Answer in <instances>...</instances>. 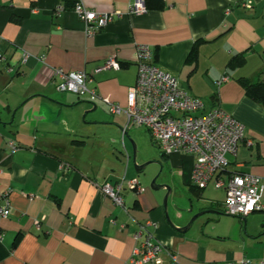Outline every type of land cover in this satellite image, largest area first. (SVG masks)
<instances>
[{"label": "crops", "instance_id": "1", "mask_svg": "<svg viewBox=\"0 0 264 264\" xmlns=\"http://www.w3.org/2000/svg\"><path fill=\"white\" fill-rule=\"evenodd\" d=\"M77 1L122 16L87 37L73 10ZM135 2L144 12H127ZM137 44L148 45L151 60L206 108L219 105L242 122L243 137L218 176L259 177L264 203V108L239 80H256L264 69V0H0V196L6 192L10 206L0 217V264H132L133 233L146 222L181 264L264 260V209L245 217L223 213L224 189L213 180L195 186L190 156L160 152L153 168L135 170L144 164L137 128L125 135L135 146L134 163L133 147L122 140L126 117L110 114L107 104L126 106ZM110 55L119 68L94 72ZM54 69L86 71L99 98L56 91ZM154 177L169 186L175 226L205 209L218 213L177 232L162 207L167 189L150 187ZM122 178L138 183L122 189L123 207L99 190Z\"/></svg>", "mask_w": 264, "mask_h": 264}, {"label": "built area", "instance_id": "2", "mask_svg": "<svg viewBox=\"0 0 264 264\" xmlns=\"http://www.w3.org/2000/svg\"><path fill=\"white\" fill-rule=\"evenodd\" d=\"M243 5L250 7L251 2ZM60 6L57 7V10ZM73 10L83 23L87 37L122 16L119 10L98 12L86 8L80 1L74 3ZM145 8L137 2L129 5L128 13H141ZM28 54L21 52L22 63ZM3 56L0 52V60ZM135 64L137 67L134 85L128 88L126 106L108 103V112L112 115L123 114L126 117L124 131L133 128H145L153 143L163 154H185L192 158L191 181L205 188L213 180L216 188H223L225 198L223 213L230 216L245 217L264 209L262 201L263 185L259 177L249 173L230 174L225 180L218 176L224 170L226 154L234 153L238 142L243 137V124L219 105L206 108L204 101L191 95L184 89L178 78L158 66L151 60L148 45H136ZM115 55L107 57L94 72L118 69ZM54 88L58 92H70L84 97L90 102L99 98L95 87H90L91 75L84 70L66 72L53 70ZM222 76L220 81L226 80ZM12 145V144H10ZM124 187L136 190V179L118 180L113 185L104 183L99 190L115 204L123 207L121 191ZM0 217H7L10 211L7 193L0 196ZM38 222H36V225ZM149 222L140 224L133 233L138 242L133 250L132 264H162L164 257L167 264H181L170 248L157 242L147 229ZM226 264H264V260L254 261L245 257L226 262Z\"/></svg>", "mask_w": 264, "mask_h": 264}, {"label": "rangeland", "instance_id": "3", "mask_svg": "<svg viewBox=\"0 0 264 264\" xmlns=\"http://www.w3.org/2000/svg\"><path fill=\"white\" fill-rule=\"evenodd\" d=\"M136 132L135 144L137 146V157L141 156L144 160L143 163H148L146 168H153L155 163L154 161H156L155 159L160 158V152L156 145L153 143L150 133L145 128H137ZM103 133H105V131H103ZM125 141L128 145H130V147H133V145L130 144L129 138L127 136H125Z\"/></svg>", "mask_w": 264, "mask_h": 264}, {"label": "water", "instance_id": "4", "mask_svg": "<svg viewBox=\"0 0 264 264\" xmlns=\"http://www.w3.org/2000/svg\"><path fill=\"white\" fill-rule=\"evenodd\" d=\"M128 130L127 131H124L123 134H122V140L124 138V136L127 134ZM135 156H136V153H135V146H133V154H132V160L133 162L135 163ZM148 163H144V164H141V165H137V164H134V167H135V170L137 172H140L141 170H143V168L147 165ZM150 187L153 189V190H156L158 188H162V187H165L167 189V192L163 198V201H162V207L164 209V213H165V217H166V220L167 222L177 231V232H181V233H184L186 232L192 225V223L194 222V220L198 217H200L202 214H205V213H218L217 211L215 210H210V209H205V210H202V211H199L198 213H196L192 218L189 219V221L184 225V226H175V224L173 223V221L170 219L168 213H167V196L169 194V186L167 185H158L156 184V177H154L150 183ZM191 209L189 208L188 211H190ZM181 211H187L186 209H181Z\"/></svg>", "mask_w": 264, "mask_h": 264}, {"label": "trees", "instance_id": "5", "mask_svg": "<svg viewBox=\"0 0 264 264\" xmlns=\"http://www.w3.org/2000/svg\"><path fill=\"white\" fill-rule=\"evenodd\" d=\"M239 80L246 95L264 108V69L258 74L256 80L251 81L246 78ZM194 187H191V190H194Z\"/></svg>", "mask_w": 264, "mask_h": 264}]
</instances>
